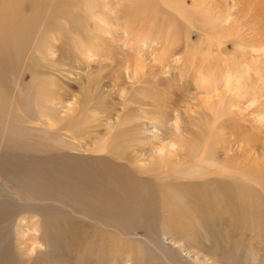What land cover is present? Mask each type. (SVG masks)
Segmentation results:
<instances>
[{"label":"bare ground","instance_id":"obj_1","mask_svg":"<svg viewBox=\"0 0 264 264\" xmlns=\"http://www.w3.org/2000/svg\"><path fill=\"white\" fill-rule=\"evenodd\" d=\"M118 1L48 0L50 18L63 16L55 23L56 36L43 25L37 31L34 29L40 17L41 0H0V69H14L15 74L22 73L20 55L22 62L28 50L26 66L31 73V79L24 88H21L18 76H0V178L7 179L8 192L13 197L4 199L7 194L0 189L3 196L0 198V264H38L41 260L45 264L47 255L53 249L52 244L65 237L62 225L70 226L73 231L74 226L77 229L85 225L94 234L100 228L110 231L114 236L112 242L116 240L121 252L128 256L126 261H131V255L138 246L135 245L138 242V236L134 235L136 227L152 231L159 221L160 227L165 226L168 230L170 225L175 227L180 221L185 227V221H190L191 217L196 219L200 213L210 216L225 212V215L234 217L245 210L244 215L250 222L247 231L264 236V168L258 160L261 155L256 149H251V152L241 150L237 144L230 154L218 152L221 139L216 136L220 130L215 124H223V109L231 107L221 94L215 92L213 96L206 93L203 103L211 112L202 115L192 138L185 140L178 134V139L166 143V151L164 147L158 149L160 153L148 157L147 161L128 149L127 136L132 127H127L130 124H124L125 120L105 124L101 137L95 141L91 116L86 111L78 118L66 121L58 120L52 113L51 107L57 103L51 94L55 90L51 78L44 75L39 66L53 61L50 55L57 51V63L61 62L64 53H68L72 57L70 62L76 64L75 68L85 73H89L90 68L93 71L107 68L110 61L112 69L115 59L105 45L107 54L101 53L103 46L99 43L96 51L90 41L92 30L89 26L93 24H89L90 17L83 14L93 15L99 10H102L101 14L111 12L110 8L117 3H124L127 10H131V18L123 25L113 24L125 30L129 40L145 42L151 49L161 52L163 43L160 38L173 36L176 38L173 42L180 38L181 45L192 53V58L198 55L194 65L205 62L212 51L218 57L227 56L223 62L236 64L237 67H233L223 80L228 88L234 75L232 94L237 95L241 85L240 75L251 66L246 55H252L255 50H247L246 44L240 41L233 43L231 39L227 40V36L234 31L227 24L229 16L213 28L208 14L202 11L205 7L203 0H191L192 5H188L187 0ZM195 22L203 24L201 28L205 33L197 42L191 38ZM139 25L145 30L141 37L135 38L129 30ZM64 31L72 34L69 42L77 46L78 51L83 52L80 49L85 48L82 58L85 63L77 58L76 50L65 39L70 35ZM102 33L114 36L109 30ZM56 39L60 40L59 45L54 44ZM112 39L114 41V37ZM229 42L236 47L234 53L227 50ZM124 53L121 52L122 55ZM89 58L92 65L87 61ZM122 59L118 72L112 74L122 79L120 90L126 93L132 89L139 66L128 56ZM159 63L160 69L166 65L162 61ZM201 72L198 69V73ZM210 76L197 77L195 82L198 87L210 86ZM15 91L19 92L25 111H21L14 101ZM13 107L22 113L18 115ZM218 109H221V114L215 118ZM44 118L47 121L45 124L35 123ZM178 120L176 117L175 123ZM23 121L27 124H20ZM63 147L78 149L83 154L65 152ZM87 152L97 153L98 156L88 155ZM104 154L123 158L128 163L99 157ZM10 217L17 221L13 231L15 241L11 239L14 246L6 241L8 231L5 228L8 225L5 222ZM179 218L182 220L176 221ZM25 227L33 228L34 232L27 233ZM172 242L177 245L173 246L175 251L169 254L163 247L151 242L149 236L143 241L154 249L155 260L158 257L168 264H186L177 254L182 251L183 243L178 240ZM24 244L31 253L27 258L19 252V247ZM192 261L207 264L198 256Z\"/></svg>","mask_w":264,"mask_h":264},{"label":"rangeland","instance_id":"obj_2","mask_svg":"<svg viewBox=\"0 0 264 264\" xmlns=\"http://www.w3.org/2000/svg\"><path fill=\"white\" fill-rule=\"evenodd\" d=\"M47 1L41 0L40 17L37 18L34 29L37 31L43 25L47 30H51L53 35L57 36L58 31L54 29L56 28L55 23L63 16L50 18V6ZM187 2L188 5L191 4V0H187ZM203 2L205 7L202 8V11L206 15L208 14L213 28H216L219 23H223L229 16L227 24L234 31L233 34L227 36L228 38L224 37L228 41L231 39L233 43L240 41L246 44L247 50H255L252 51V55H246L249 57L248 61L250 59V62L247 61V63L251 66L246 70L243 68L244 72L240 75L241 85L237 95L232 94L235 82L233 81L234 75L230 78L228 88L223 80L233 67H237L236 64L235 66L229 63L227 65L226 62H223L227 56L218 57L215 51H212L211 57L205 59V62H197L194 65L193 62L198 61V55L192 58V53L181 45L180 33L177 37L179 39L175 42L173 41L176 38L173 36L166 39L160 38L163 43L161 52L151 49L145 42L136 43L134 40H129L126 37V31L120 26L115 27L113 24L123 25L126 20L131 18V10H127L128 7L123 5L124 3H117L110 8L111 12L101 14L102 10H99L93 15L91 13L83 14L89 16V24H93L89 26L92 30L90 41L96 51L99 46H103L100 49L101 53L107 54L108 52L115 59L112 63V69L109 60V67L99 71H93V68H90L89 73H85L75 68L76 64L70 62L72 57L68 53L66 55L64 53L61 62L57 63L59 61L56 59L58 52L55 50V53L50 55L53 61L39 66L38 69L51 78L55 90L51 94L54 95L57 103L51 107L52 113L58 120L66 121L78 118L82 112L86 111V114L91 116L90 124L93 125L95 141L101 137L105 124L125 120L124 124H130L127 127H132V131L128 132L127 136L128 149L142 157L143 161H147L148 157H155L160 153L158 149L164 147L163 150L166 151V143L169 140L178 139V134H181L185 140L187 137L192 138L202 115L211 112L203 103L206 93L214 96L216 92V94L219 93L224 96L231 104L230 109H223V124H215L220 130V134L216 136L221 139V145L217 148L219 149L218 152L230 154L237 145L245 151L251 152V149H256L261 155L258 160L262 162L264 168V51L256 52L264 49V0H203ZM102 19L103 21H101ZM196 22L191 28L193 42H197L205 34L202 29L203 24H196ZM98 25L100 26L98 27ZM104 30L113 32L114 41L113 37L102 33ZM144 30L145 27L139 25L129 30V34L138 38L142 36ZM68 34L70 36L65 39L69 42L72 34ZM211 34L213 35V33ZM56 40L54 44L59 45L60 40ZM33 41L34 39H32ZM230 43H225L227 50L234 53L236 47ZM70 45L72 44L70 43ZM72 47L76 50L80 62L85 63L82 60L85 48L80 49L83 50L80 52L77 50V46L72 45ZM26 50L27 47L23 52ZM122 51L125 52V55L121 54ZM27 54L28 50L22 59L23 65L20 55L22 73L17 72L15 74L16 70L14 69H0V76H8V78L18 76L21 80V88H24L25 83L31 79V73L26 66L27 58H29ZM123 56H128L134 64L139 66L132 89L126 93H121L120 90L122 79L113 76L118 72V67H121L119 61L123 60ZM176 59L178 61L174 62ZM209 60H211L210 63ZM87 61L89 65H92L91 58ZM159 61L166 64L164 68L160 69ZM198 69L202 70L201 74L198 73ZM208 75H211L210 86L198 87L195 79L197 77L202 79ZM214 85H216V89ZM14 101L21 111H25L18 91H15ZM13 110L18 115L22 113L14 107ZM220 114L221 109H218L214 117L218 118ZM176 117L179 119L177 123H175ZM8 122L14 121L9 120ZM46 122V119H40L35 123L45 124ZM20 124L27 123L23 121ZM226 136L230 138L227 139ZM62 149L68 153L83 154L78 149L72 150L67 147ZM87 154L94 157L98 156L94 152L90 154L87 152ZM99 157L128 163L123 158H114L106 154L99 155ZM0 179H2L0 180V189L5 190L4 192L7 194L4 199L7 197V200L13 199L8 192L7 179L4 177ZM201 179L203 178H199V180ZM244 214L245 210L238 214L239 216L234 217L225 215V212L210 216L200 213L196 219L191 217L190 221H185V227H182L184 222L180 221L181 218L176 219L180 222L175 227L170 225L169 230L165 226L160 227V221L156 223V229L152 231L145 230L143 227H136L134 235L138 236H135L138 242H135L137 243L135 245L138 246L135 247L136 251L131 255V261H126L128 256L121 252L117 241L112 242L114 236L110 231L100 228L98 233L94 234L95 232L85 225L78 226L77 229L74 226V231L70 226L62 225L65 227L63 229L65 237H61L58 242L52 244L53 249L47 255L45 264H168L158 257V260H155L156 255L153 256L154 249L152 246L143 243L147 236L151 238V242L157 244L156 246L163 247L169 254L175 251L173 246L177 245L172 241L178 240L183 243L182 251H178L177 254L181 258V262L186 264H196L192 259L197 256L200 260L207 261V264H264V236L252 235L251 232L247 231L250 222ZM10 218L5 222V225H8V228H5L8 231L6 241L14 246L13 231L17 221L13 217ZM161 228L162 230H160ZM25 229L27 233L34 232L31 227H25ZM170 229H172V233ZM139 244L141 245L139 246ZM26 248L25 244L19 247L20 255L23 258H27L28 254H31ZM138 248L142 252L139 251L138 253ZM38 264H42V260Z\"/></svg>","mask_w":264,"mask_h":264}]
</instances>
